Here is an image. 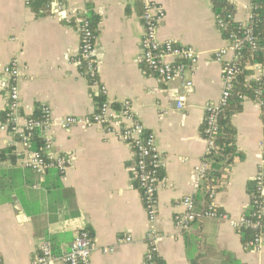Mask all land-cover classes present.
I'll return each instance as SVG.
<instances>
[{
  "label": "crops",
  "instance_id": "0c3cea01",
  "mask_svg": "<svg viewBox=\"0 0 264 264\" xmlns=\"http://www.w3.org/2000/svg\"><path fill=\"white\" fill-rule=\"evenodd\" d=\"M49 1L44 9L42 4L32 8L26 0H0V70L17 63L21 122L37 106L48 108L53 125L46 135L52 158L64 157L69 165L63 175L57 170L45 175L25 168L27 146L8 131H0V151L13 148L16 157L15 162H0L2 264H32L45 241L51 242L55 256L60 257L83 230L95 244L92 264H146L151 231L158 235L157 252L164 264H192L191 260L264 264V243L244 245L241 233L229 222L199 221L183 236L175 230L174 220L185 213L182 203L186 197L194 196L198 207L205 204L204 199L198 202L203 184L198 190L196 185L208 147L202 129L206 107L220 101L224 88L223 68L214 55L231 45L217 25L211 1ZM228 1L234 22L246 26L252 0ZM148 2L165 13L159 41L194 48L199 56L186 74L193 86L186 92L182 110L176 108L181 82L163 83L142 59L143 15ZM56 4L60 12H55ZM86 16L99 22L97 85L76 63L78 24ZM234 58L229 53L227 59ZM250 72L249 80L258 77L253 67ZM5 81L1 80L0 122L8 107ZM99 97L118 109L128 102L133 119L155 135L163 180L153 223L134 177L133 150L104 126L90 123ZM67 118L82 123L63 128L61 123ZM231 122L237 153L211 203L238 220L250 211L249 185L258 175L264 177V108L245 99ZM128 238L130 242L121 241Z\"/></svg>",
  "mask_w": 264,
  "mask_h": 264
},
{
  "label": "built area",
  "instance_id": "2783aa9c",
  "mask_svg": "<svg viewBox=\"0 0 264 264\" xmlns=\"http://www.w3.org/2000/svg\"><path fill=\"white\" fill-rule=\"evenodd\" d=\"M30 0H26L27 4ZM251 3L249 10L251 11ZM55 12H60L61 6L56 4ZM165 18V13L161 7L155 6L148 2L145 6V13L143 15L144 23V36L142 40L143 62L147 68L156 75V77L165 84L173 83L179 80L182 84V92L177 97L176 108L182 110L187 101V90H189L193 83L187 79L186 74L192 71V68L198 63L199 56L194 48L177 45L171 41L161 43L158 39V30L161 22ZM226 20H234L233 15L227 16ZM217 25L219 29H223L226 25L224 19H218ZM244 28V39L239 42H231L228 49H222L215 53L214 59L222 65V77L224 88L220 101L217 104H211L206 107L205 111V139L208 143L207 154L214 147L212 140L213 133L215 132L217 124V114L227 105L232 91L236 85V79L241 73V58L238 52L247 44L251 49H257V40L251 26L250 21ZM80 35V48L79 60L77 64H86V72L94 78V85L98 84L97 81V38L94 37L92 30L89 27V22L86 18H81L78 24ZM229 53H233L235 58L228 60ZM255 72L258 74L255 78L259 79L260 74L263 75V68L261 65L253 66ZM20 77L18 66L13 62L10 66L4 67L0 70V89L1 80L6 79L3 84L8 92V107L7 119L4 123L0 124V131H8L11 135L21 143L28 145V141L32 136L40 130L42 133L47 134L50 131L53 123L51 120V111L45 107L44 113L46 119L42 122L24 120L20 116L19 105V90L17 81ZM102 93L106 95L105 88H102ZM262 91L256 90L255 95L258 98L256 101L262 106L263 101L261 97ZM247 98L242 97V100ZM82 123L77 118H67L62 121L63 128H70L75 124ZM91 124H97L107 128L123 143L127 144L133 150L136 163V180L138 188L141 191L143 202L149 212L150 222L153 223L157 217V191L163 178H160V171L163 167L162 157L156 143L155 135L140 123L133 119L131 114L130 105L125 102L118 110H116L110 102L106 101L99 111L93 115L90 121ZM116 127L119 129L117 130ZM47 149H51V143L48 139ZM205 156V157H206ZM53 163L50 165L61 173H65L68 168L69 161L64 157L52 158ZM25 168L31 169L37 173H43L47 167L45 160L38 152H29L27 158L23 160ZM209 164L206 160L200 165L197 171V190L204 183L206 179V172ZM255 192L252 193V200L257 206L258 211L251 216L242 215L238 220H232L228 214L218 210L213 203L204 211L198 209L194 196H188L183 200V207L185 213L175 217V230L179 236L185 235L189 232L193 224L208 219H215L219 221L229 222L230 225L241 232L244 229L260 230L262 228L261 217L264 215V177L258 175L255 180ZM215 195L213 191L210 195L212 200ZM251 200V201H252ZM148 237L149 250L146 255V262L153 261L154 255H158L156 242L158 235L154 232H149ZM122 242H130L131 239L121 240ZM264 243V231H260L255 235V238L248 243V247H256ZM95 249L91 234L86 231H80L74 239L70 250L60 257L55 256L53 247L50 241H45L40 246V251L37 258L32 264H56L61 262L63 264H92L91 255ZM159 256V255H158ZM0 264H2L0 259ZM151 264H155L151 262Z\"/></svg>",
  "mask_w": 264,
  "mask_h": 264
},
{
  "label": "trees",
  "instance_id": "16d2710c",
  "mask_svg": "<svg viewBox=\"0 0 264 264\" xmlns=\"http://www.w3.org/2000/svg\"><path fill=\"white\" fill-rule=\"evenodd\" d=\"M213 6V11L215 13L216 22L218 19L225 20V27L220 29L222 36L225 40L231 42H239L244 39V28L234 22V20H226L227 16L233 15V7L228 0H210ZM49 0H30L28 6L34 8L35 6H42L47 9L49 5ZM251 26L254 32V36L257 40V49H251L247 44H245L241 50L238 52L241 55L239 63L241 64V73L236 79V85L227 105L217 114V124L216 130L213 133L212 140L214 147L210 150L209 154L205 157L206 162H208L209 167L206 172V179L202 185V190L198 195V202L202 204L203 199L205 200L204 206L198 207L200 211L206 210L211 204L210 195L213 191L216 192L220 184L226 180V169L231 166L233 159L236 155V131L232 125L231 119L234 113L241 110V104L243 103L242 97L256 101L258 98L255 95L256 90L262 91L261 97L263 101L262 108H264V0H252L251 3ZM89 22V27L95 38L98 34V19L91 18L89 16L84 17ZM255 65H261L263 68V75L259 79L249 80L250 67ZM82 69L86 71V64L83 63ZM87 77L90 81L94 82L89 74ZM106 102L102 97L95 98V103L97 106V112L101 106ZM116 110L118 107L114 106ZM45 107L37 106L35 112L27 118V120L42 122L46 119L44 113ZM7 119V111L4 114L0 124L4 123ZM205 125L202 129V134L205 136ZM47 135L38 130L32 138L28 141L27 148L30 152H38L42 158L45 160L47 167L43 171V174H48L52 170H57L56 168L50 166L53 163L52 159V149H47ZM15 152L13 148H7L0 151V162L11 161L15 162ZM60 175H63L59 170H57ZM137 172V168L135 173ZM162 170L160 171V178L162 179ZM134 173V174H135ZM135 174V180L136 176ZM59 178L61 176H58ZM137 184V180H136ZM138 186V184H137ZM256 188L255 182L249 185V193H254ZM197 203V200H196ZM198 206V205H197ZM258 211L257 206H255L253 200L250 204V211L244 213V215L251 216L253 213ZM262 228L260 230L244 229L241 233L242 242L244 245H248L257 233L264 231V215L261 217ZM192 264H199L196 260H191ZM164 264V261L157 254L154 255L153 261L146 262V264Z\"/></svg>",
  "mask_w": 264,
  "mask_h": 264
}]
</instances>
